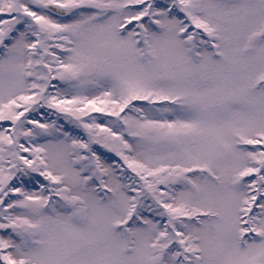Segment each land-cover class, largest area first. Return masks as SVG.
Masks as SVG:
<instances>
[{
    "label": "snow or ice",
    "instance_id": "6c2138e0",
    "mask_svg": "<svg viewBox=\"0 0 264 264\" xmlns=\"http://www.w3.org/2000/svg\"><path fill=\"white\" fill-rule=\"evenodd\" d=\"M0 264H264V0H0Z\"/></svg>",
    "mask_w": 264,
    "mask_h": 264
}]
</instances>
